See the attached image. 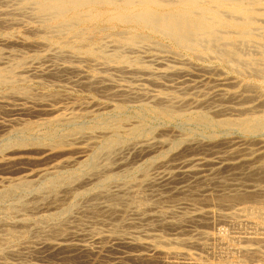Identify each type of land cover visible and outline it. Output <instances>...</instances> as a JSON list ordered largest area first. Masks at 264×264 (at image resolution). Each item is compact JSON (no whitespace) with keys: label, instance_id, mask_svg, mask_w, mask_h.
I'll list each match as a JSON object with an SVG mask.
<instances>
[{"label":"bare ground","instance_id":"1","mask_svg":"<svg viewBox=\"0 0 264 264\" xmlns=\"http://www.w3.org/2000/svg\"><path fill=\"white\" fill-rule=\"evenodd\" d=\"M17 2H18L17 5H18L19 10L22 13L26 12V15L29 12L28 14H29L30 18L35 21V22H33L36 25V28L34 29L35 32L43 35L46 39H50V42H51V38H52L53 40H55V42L60 47H62V49L64 51H66L67 53H69L71 55H79V54L86 55L87 57H91V58L96 59L97 61H99L101 63V65L102 64L107 65L108 67L113 68L116 71H127L128 73L130 72L132 74L133 73L135 74L138 72L139 75H140V72L141 73L143 72V73L149 74V76H150L151 72H154V71H151L150 65L148 63H145L144 61H142V59H140L143 57H140V56H139L140 58L138 56L133 57L132 54H128L127 51L128 50L131 51V50L136 49V48L139 49L143 45L145 46V44L148 43V41L151 37V34H155V35L161 36L162 38H165V39L171 41L176 46L182 47V48L189 50V51H194V53H197V55H199L198 57H200V56L206 57L205 55H211V56L214 55L213 57L219 59V61H223V62L225 61L226 63H228L231 66V69L234 71L241 72V73L246 72L249 75L253 74V75H256L257 77L262 76V78H264V0H17ZM4 5H6V4H4ZM7 5H8V3H7ZM3 11H5V10H3ZM9 11H11V9ZM13 13H15V12H13ZM8 14H10V13H8ZM22 16H23V14H22ZM15 17H16V15H15ZM27 21H28V19H27ZM2 24H4V23L2 21H0V25H2ZM5 25H7V24H5ZM103 25H105V27H103ZM29 26H31V25H29ZM119 26H121L122 29L115 31L116 29L114 30V28H117ZM4 30L5 29H3V31ZM26 31H27V28H26ZM108 31H110V32L107 33ZM27 32L29 33V31H27ZM33 33H34V31H33ZM102 33H104L103 36H105L106 34L110 36V39H111L110 43H112V46L114 47L112 50L107 49V47H109V46H107L108 43L106 42V40L103 39L104 37L101 36ZM98 34H100V36H98ZM1 35L2 34H0V36ZM9 36H11V35L9 34ZM3 37H5V36H3ZM0 38H2V37H0ZM11 39H12V37H11ZM4 42L7 45L8 44L9 45L14 44L12 41H10L8 39L4 40ZM44 42H45V40H44ZM19 43H21V42H19ZM42 43H43V41H42ZM2 44H0V45H2ZM14 45H16V43ZM40 45H42V44L40 43ZM163 45H164V43H163ZM56 48H57V45H56ZM51 49L52 48H50V53H52ZM165 50L167 51V49H165ZM45 52H48V51H45ZM61 52H63V51H61ZM61 52L60 53H57V52L54 53V51H53L54 54H52V57L60 58V60H62L61 58H64V60H66L67 54L64 55V52L63 53H61ZM2 53H3V50H2V48H0V55ZM22 53H23V51H22ZM130 53H132V52H130ZM172 53H174V52H172ZM47 54H46V56H47ZM22 55L19 57H14L15 56V54H14V56L13 55H12V57L10 56L11 58H9L8 61H6V62L5 61L1 62L2 57L0 56V89H7L8 91L10 90L9 91L10 94H7V96H9V95L12 97L17 96V97H19L18 98L19 100L21 98L22 100H26L27 102L29 101V99H32V101H29L30 103L32 102L37 106L38 105L43 106L45 104L44 103L45 100L48 97L46 98L45 96L40 95L41 93L39 95L33 96L32 94H34V93L31 92L33 90L29 91L28 89L21 87V83L27 82L30 78V77L28 78V76H27L28 75L27 71L33 70V68H34V66H33V68L30 67L29 63L31 61L30 62L28 61V59L32 55L29 58L27 56H22ZM46 56L44 55V58H46ZM41 57L43 58V56L36 53L31 58L33 60V59H37V58L40 59ZM168 57L171 58L170 56H168ZM39 59H37V60L39 61ZM201 59H202V57H201ZM52 60H55V59H52ZM55 61H57V60H55ZM171 61L173 62L172 59H171ZM52 62L53 61H51V63ZM70 62H71V59H70ZM184 62H182V63H184ZM185 63H187V61ZM180 64L181 63H179V65ZM165 65H166V63H165ZM59 66H58V69H55L53 71H51V69H50V70H48V72L47 71L46 72L49 73V71H51L50 73L54 75V74H57L60 71V69L64 70V71L71 70V72H72V70L75 71L77 69L72 65H66L65 64L60 68H59ZM169 66L171 67V65H169ZM108 67H106V68H108ZM35 68H37V67H35ZM172 68H173V66H172ZM44 69H48V68H44ZM79 69H78V71H80ZM153 70H155V69H153ZM39 72H41V71H39ZM39 72H38V74H39ZM25 73H27V75ZM60 73H61V71H60ZM110 73H112V72H110ZM124 73L126 74V72H124ZM178 73H180V72H178ZM152 75H153V73H152ZM155 75H157V74H154V77H155ZM39 76L40 75H38V77ZM60 76L62 77V75H60ZM157 76H159V75H157ZM250 76H252V75H250ZM136 77H138V76H136ZM128 78H129V76H128ZM132 78H133V76H132ZM146 78H145V80H147ZM103 79H104L103 77H100V76L96 77L95 76V78L92 79V81L94 84L95 83L102 84V81H104ZM108 79L112 80L110 77ZM153 79H150V80L152 81ZM106 80H107V78H106ZM141 81H143V80H141ZM155 81L158 83V80H155ZM93 83H90V84H93ZM140 84H142V83H140ZM87 86H89V85H87ZM104 86H106V85H104ZM91 87H93V86H91ZM141 87H142V85H141ZM155 87H156V85H155ZM108 88H110V87H108ZM136 88H139V87H136ZM172 89H174V88H172ZM119 90H121V89H119ZM174 90H176V89H174ZM104 91H106V90H104ZM3 92H2L3 95H0V111L5 109V105H6L5 104L6 103L5 98L7 96L4 95ZM125 92L126 91H124V94H125ZM136 92H138V91H136ZM136 92H135V94H136ZM184 92H186V91H184ZM111 93H112V91H111ZM44 94H45V92H44ZM119 94H120V92H119ZM138 94L141 97L143 96L140 93H137V96H138ZM130 95L131 94H129V96ZM116 96H118V95H116ZM133 96H132V98H133ZM146 96H147V94H146ZM109 97H111V96H109ZM125 97L127 98L126 94H125ZM150 97L152 98V96H150ZM169 97H167V98H169ZM14 98H16V97H14ZM137 98H139V97H137ZM153 101H155L156 104L154 103L155 105H152V106H157V107H155L154 110L158 111L159 113L161 112L163 115L168 116L170 118L171 117H177V116L181 115V112H182L181 109L177 108L176 105L171 103V101L168 100L169 103L168 102L166 103V100H162V98L159 96H155ZM175 101L176 100H173V102H175ZM194 101H195V99H194ZM185 103H186V101H185ZM7 104H8V102H7ZM75 104H74V106H76ZM9 105H11V104H9ZM20 105H21L20 107L12 108V110H14V112L17 111V112H25V113L26 112L29 113L33 110L31 108V106L26 105V103H21ZM178 105H180V104H178ZM106 107H109V106H106ZM100 108H102V107H100ZM115 108H116V105H115ZM189 108H190V106H189ZM42 109L44 112L45 111L49 112V110H51L50 113L52 112L51 114H54L53 116H51L50 118L45 120V122L47 124L48 123L49 124H56V123L60 124V123H68V122L75 124V122L78 120V118L82 117V115L80 114L81 112L80 113L74 112L73 109H72L73 112L72 111H70V112H59L60 109H44V108H42ZM151 109H153V108H151ZM204 109H206V108H204ZM94 110L96 111V109H94ZM183 110H184V108H183ZM37 111H35V112H37ZM196 112H198V111H196ZM50 113H48V114H50ZM93 113H94V111H93ZM190 117L198 120L199 122H202V124L203 123L205 124L206 121L208 122V119H209L208 116H206L204 112L202 113V111H200L199 113H196V114H191ZM20 120H22V119H20ZM24 121H26V119ZM16 122H17V124L21 123L17 120H16ZM23 123H25V122H23ZM128 123L129 122H126V120H124V119H118L117 118V119L112 120V121H103L102 120L101 123L96 122V123L85 124V125L76 124L75 128L73 127V129L70 130V132L68 131L67 134L58 136L57 139L52 138V142L49 145V147H46L47 146L46 144H45L46 146H44V144H42L44 142H41L42 140L41 141H38L37 139L34 140V138L32 136V141L28 140V138H26V139L20 138L21 140H19V141L17 140L14 142L10 141L7 144L3 145V147L0 148V151H1V155H0L1 172H2V169H5V170L9 169L12 171V169H14V167H16L19 164L24 163V162L29 163L31 161L34 162V161H38V160H40V161L41 160H50L52 158L54 159L55 157L60 156V157H58L60 159H58L57 161H54L53 163L51 162V160L47 161L48 163L50 162L51 165L44 164L45 166L39 167L37 169H33L30 171H26V172L23 171V172H21L22 174L20 176L18 175L17 177H3V176L0 177V196H1V198L5 197V196L8 197L9 194L19 192V191L26 192V194H27V192L30 193L32 191V193L35 192L34 194H37L36 198L38 201L40 200L39 197L43 196V199L52 202V203H50V205L54 204V206H56L55 210H53V209H52L53 211L48 210L49 212H47V210H45L46 212L42 211L43 213H41L39 216H31V215H29V213H23L22 212L23 215L21 214V216L18 215V217H14L13 214H14V212L18 213V211H20V210H25V211L26 210L35 211L34 209L39 210V208L44 204V203L42 204V202H45L43 199H42L43 201L40 200V202L42 201L41 203H37L35 201L32 204L30 203L31 201L30 202L29 201L28 202H25V201L21 202L20 201L21 203L19 202L20 203L19 205L11 206L8 209H6L7 213L4 216L0 217V228L1 227L5 228V229H2V233L0 234V254H6V253L7 254H11V253L21 254L22 253L21 250H23V249L36 250L37 248H39V250L42 249L44 251H48L52 254H62L63 253V255H64V253H69V252L72 253L73 251L77 252L78 255L79 254L84 255L87 253H92L94 251V249L90 245H88L87 243H82L84 241L74 242V240L76 238H79L80 236H81L80 239H83L82 238V231H80L81 229H83V230H85V233H83L84 236L87 235V236H90L91 238L96 239L97 243H99L101 245V247H99V248L102 250L109 249L111 246V245H109V242H111L112 240L116 241L117 244H123L125 247L127 246V248L132 247L131 250H133V247H137L136 249L138 251L135 253H132V257L134 259H136L137 261H141L142 263H145V264L146 263L151 264L152 262L156 263V262L161 261V259H162V261L163 260L164 261L182 260L183 262L184 261L185 262H194V263L200 264L198 262V260H196V258H193V256H191L188 252L186 253L184 251L180 252V251H176V250L175 251H172V250L169 251V250H166V249L159 247V245L163 246V245H172V244L174 245V244H176V246H177V245H181V244H186V246H189L188 244H190V245L198 246L197 248L200 247L203 250L205 249L206 250L205 252H207V253H209V251H207V249H210V250L214 249V252L216 251L215 246L217 243H215V242L217 240L215 237H217V236H215V237L212 235L210 236L208 234L209 231L207 233L204 231L198 232V234L195 233L197 235V237L195 236V238L192 236L191 237H188V236L185 237V235L182 234V232H183L182 230L186 226L187 223H190V224L192 223L193 225H194V223L196 224L199 222H206V223L209 222L210 223V221H212L214 212L212 210H208L209 208L207 209L208 211H201V210H203L202 208L200 211L196 210V209H194V211H191L193 209L188 210V209L184 208L186 206L185 204H187L188 206L190 205V206L197 207L198 205L208 203L209 206L214 205L217 207L219 205L218 208L222 209V208H220V205L228 207V206H232L233 204H236V203H240V204H244V205L247 203H254L255 205H253V206H247V205L242 206L243 208H241V210H242V212L244 211L245 213H248L250 215L251 219L248 220V223L250 222L255 227L258 226L259 228H262L259 225H260V223H262L261 219L262 218L264 219V186L261 185L260 182L261 181L264 182V163H263V165L261 164L262 166L259 165L258 167H254L252 164H250L248 162L247 159L242 158L244 156H239L238 154H236L238 152H236L233 149H232L233 151H229L228 154L226 153L224 155H215L214 157H206L208 153H206V156H203V154L201 155V150L207 148L206 144H201L202 141L200 143H199V141L195 142V143H185V144L181 143V144H183L182 148L180 146V148H177L175 150H171L169 148H170V145L172 147V144L169 141V139H167V137H164V138L162 137L159 139H148L150 137H148L149 135L147 134V136H146L147 139H145V142L143 141L142 144L137 145V146H133V148H132L133 154L136 155L137 157H144V158L146 156H152L154 154L158 155V156L160 155V157L165 159L164 163L167 164L166 167H168V168L165 169L166 167L164 166V169H163L164 171H161L159 173V170H158L157 173H159V174L156 173L157 175H155L153 173L155 175V176H153L152 173H149L150 171L148 169V167H150L151 163H153V162H151V159H150V161H148L149 164H147L149 166L146 168V169H148L149 172L147 170H145V171L143 170L144 172H142V174L140 176H138V177H140L139 179H136V177H135L136 180H133V182H132V180L130 182H126V181H122V180L120 181L122 174H120L118 171H117L118 173L114 172L116 167L114 166V164L112 162L113 160H112V158H110V156H108V157L112 161H110L109 158H107L108 161L106 160V162H104L103 165H100L101 163L99 162V161H101V162L104 161V160H100L99 156L101 154L103 155V153L108 154L109 152H111L110 150H112V148H114L116 146L117 139H113V138L110 139L109 138L108 140H106L105 143L103 144V146L101 147V149L99 148L98 151L92 153L89 160H87L88 159L87 156H88V153L90 151V146H91L90 144L81 145V143H80L79 146H74V143H71L68 141L70 139V136L71 137L77 136V139L82 140V138H80V137H82L83 133L86 134L88 138H91L93 133L97 130L103 132L101 134H104L107 132L109 133L110 130H113V131L124 130L128 134L140 132L139 131L140 128L138 127V125H129ZM217 123H218V121H217ZM36 124H38V122ZM220 124H222L224 126H229V127L236 125V126L241 127L243 130H245V132H246V130L251 131V132L252 131L258 132L259 130L264 129V117L263 118H261V116H260V118L259 117H250V115H249L246 118H240V119L224 118V119L219 120V125ZM2 125L5 126V124H2ZM25 125H26V128H28V126L30 124L26 123ZM1 126H0V128H1ZM39 127H40V124H39ZM184 127H185V125H184ZM20 128H22V127H20ZM20 128H19V130H21ZM0 130H2V129H0ZM12 130H14V129H12ZM17 130H18V128H17ZM19 130H18V132H19ZM25 130H27V129H25ZM142 130H141V135H142ZM147 131H145V132H147ZM10 132H11V129H10ZM176 132H178V131H176ZM5 133H7V132H5ZM95 134H96V132H95ZM128 134H126V136ZM37 136L40 137L39 135H37ZM131 136H133V135H131ZM172 136H174V135H172ZM54 137H55V135H54ZM96 137L94 138L95 140H96ZM8 138H10V137H8ZM46 138H48V137H46ZM156 138H157V136H156ZM44 139H45V137H44ZM48 139H50V138H48ZM4 141L6 142V140H4ZM89 141H92V139H89ZM118 143H119V141H118ZM130 143H131V140H130ZM0 145H2V144L0 143ZM129 146H130V144H129ZM29 147H36V149L38 148L39 151L41 149L40 153H42V156L39 158H36V157L28 156L27 154H24L26 152H29V151H27V148H29ZM167 147H169V148H167ZM230 147H232V146H230ZM121 148H123V146L120 147V149ZM126 148H125V151H123V153H125L127 151ZM130 149H131V147H130ZM31 150H33V149H31ZM119 150L117 149V151H119ZM131 150H129L130 153H131ZM191 150L197 151V153L193 154V155H188L187 153L190 152ZM210 151H211V149H210ZM36 152H38V150H36ZM35 154H37V153H35ZM263 154H264V152H263ZM84 157H86V158L84 159ZM36 159H38V160H36ZM53 159H52V161H53ZM134 159H135V157H134ZM114 160L117 161V159H114ZM120 161H121L120 162L121 167L122 166L127 167L128 165H130L129 163L132 160L129 156L125 155L124 157L121 158ZM174 161L177 162L176 165H174V163H175ZM42 162H44V161H42ZM74 163L78 164V168L73 169V168L69 167V166H72ZM118 163H119V161H118ZM172 163H173V165H172ZM116 165H118V164H116ZM79 166L81 168H79ZM113 166H114V171H112ZM153 166H155V165H153ZM67 167H69L70 169H67ZM118 168L119 167H117V169ZM128 168L130 169L131 167H128ZM143 168H145V167H143ZM151 170H154V169L151 168ZM141 171H142V169H141ZM121 173H124V172H121ZM11 174H13V173H11ZM112 179L116 180L115 186L112 184V187L114 186L115 188H111L110 187L111 185L107 186V185H109L107 183L110 182V180H112ZM82 184H84V185L86 184L87 186L89 184H92L90 188L85 189L84 191H81V192L78 191L79 192L78 195H82V196L89 195L90 198L87 196V198H89L88 199L89 202H86V204L84 203L83 206L78 208L76 211L77 214L75 213V211H74V213L72 212V209L75 206H77L74 203H72L71 206H69L70 210L68 213H67L66 207L59 208L58 207V205H59L58 201H61L63 198V197L60 198V196H62V194L59 195L60 189L62 187H64L67 190L68 189L71 190V188L73 189L74 186H76V187L80 186L81 187ZM160 185H163L165 187L164 189L167 190L166 192H169V193L168 194H165L166 192L163 194L159 193L158 190H159ZM157 186H158V189H157ZM33 187H35V190ZM80 190H82V189H80ZM32 193H31V195H32ZM76 194H75V196H76ZM22 196H24V195H22ZM22 196H20V198H22ZM7 197L5 199H7ZM14 197H15V195H14ZM31 197H34V196H31ZM63 199H65V198H63ZM32 201H34V200H32ZM64 201H62V202H64ZM175 201L178 204H180V203L184 204L185 206H182L184 209L183 210L180 209L181 211H179V210H177L179 208H176V206L178 207V204H176V203L170 204L169 203V202H175ZM83 202H85V201H83ZM48 204H49V202H48ZM46 205H47V203H46ZM76 208H75V210H76ZM48 209H50V208H48ZM223 209H226V208H223ZM224 212H226V211H224ZM235 213L236 212H233V214H235ZM236 216H238V215H236ZM223 219L225 220V222L226 221L228 222V223L227 222L225 223V224H228V226H229V224L234 225V224L240 223V222H238V220H236L234 218L232 213H224ZM96 222H98V223L100 222V224L102 223V225H105V224L109 225L110 226V235L109 234H107V235L103 234L102 235V233H100L99 228H97L95 226ZM220 222H221V220H220ZM223 222L224 221H222V223ZM209 223H208V226H209ZM31 224L36 225V228H37L36 231L34 228H32V229H34V243H36L37 246L28 244V246H23L24 248H22L20 246V242H22V241L24 242V240H26L28 243H30L29 237H30V234L33 232V230L31 229V231H30L28 228H30ZM7 226H9V227H7ZM109 226H108V229H109ZM234 226L237 227L236 225H234ZM206 227H207V225L205 226V228ZM221 227H222V225H221ZM100 228L102 230V227H100ZM129 228H134V230H133V233L131 232L133 235L130 234V236H132V237L128 240V239H125L126 238L125 234H128L125 232ZM194 228H197V227L195 226ZM200 228H202V227H200ZM223 228H224V226H223ZM167 229L177 231L176 235H178V236H176L175 238H172V239L170 238V240H163V234L162 233H163V231H165ZM257 230H259V229H257ZM104 231H106V230H104ZM128 231H130V230H128ZM143 232L145 234V235H143V237H145V238H142ZM210 233H211V231H210ZM226 234H229V232L228 233L226 232ZM84 238H86V237H84ZM231 238L235 239L236 241L238 240L239 242H241L243 244L241 247H239L237 249V251L240 254L242 253L246 256L252 255L253 257L257 256L258 257L257 259H260L259 263L264 264V249H263L264 248V237H262V236L260 237V236L255 235V234H253V235L247 234V231H246V233L241 232L238 235L232 234ZM32 239L33 238L31 237V240ZM227 239H229V238H227ZM77 240H79V239H77ZM22 245H23V243H22ZM112 246H113V244H112ZM120 247L124 248L123 246H120ZM189 247H191V246H189ZM97 248H98V246H97ZM127 248H125V249H127ZM192 248H193V246H192ZM136 249H134L133 251H135ZM193 249H195V248H193ZM42 250H41V252H43ZM122 250H120V251H122ZM220 250H221V247H220ZM124 251L122 253H124ZM100 253H102V252H100ZM199 254L200 253H198L197 255H199ZM209 254H211V253H209ZM68 256H70V255H68ZM88 256H89V254H88ZM4 257H6V256H4ZM201 258H199V259H201ZM224 258H225V256H224ZM129 259H130V257H129ZM204 259L207 260L208 257L207 258L205 257ZM250 260L252 261V259H250ZM107 261L108 260H106V264H107ZM108 262H109L108 264H112V263H110V261H108ZM253 262H256V261L253 260ZM120 263H123V262H120ZM165 263H167V262H165ZM231 263H233V262H231ZM244 263L245 262L243 261V263H241V264H244ZM100 264H102V263H100ZM188 264H191V263H188Z\"/></svg>","mask_w":264,"mask_h":264},{"label":"rangeland","instance_id":"2","mask_svg":"<svg viewBox=\"0 0 264 264\" xmlns=\"http://www.w3.org/2000/svg\"><path fill=\"white\" fill-rule=\"evenodd\" d=\"M3 3L6 5H4ZM7 3H8V5H7ZM17 4H18L17 0H0V18L2 17L1 18L2 20L0 19V21H2L4 23V24L0 25V34H2L0 36V37H2V38H0L1 39L0 44L3 43L2 45H0V48H2V50H3V53L0 55L2 57L1 62L8 61V59L11 58L12 55L14 56V54H15L14 57H19L24 53L22 56H27L29 58L31 55L34 56L37 53V54H40L41 56H43V58H44V55L46 56V54L48 53L46 58H44V59L42 57L40 59L37 58V59H39V61L37 59L32 60V58H31L32 56L28 59L29 62L31 61L29 63L30 67L33 68V66H34V68H33V70L27 71L28 75H27V73H25L28 76V78L30 77L29 78L30 81L28 80L27 82L21 83V87L26 88L29 91L33 90V91H31L32 93H34V94L31 93L33 96L39 95L41 93L40 95H43L46 98L47 97L48 98L45 100V102H44L45 104L43 106L41 105L42 106L41 107L39 105L38 106L35 105L32 102L30 103L29 101H32V99H29V101L27 102L26 100H22L21 98L19 100L18 99L19 97H17V96H14L17 99L10 96V95H9L10 96L9 97V96H7V94H10L9 93L10 90L8 91L7 89H0V95H3L2 92L4 91L3 92L4 95L7 96L5 98V100H6L5 109H3L4 111L3 110L0 111V126L2 124H5V126L2 125L3 127L1 126V128H0V129H2V130H0L1 131L0 132V143L2 144V145H0V148L3 147V145L7 144L10 141L11 142H14L17 140L19 141V140H21L20 138H22V139L28 138V140L32 141V136H33L34 140H36V139L38 141L42 140L41 142H44L42 144H44V146L47 145L46 147H49V145L52 142V138L57 139L58 136L67 134L68 131L70 132V130L73 129V127L75 128L76 124L85 125V124H92V123H96V122L101 123L102 120L103 121H112V120H115L118 118V119L126 120V122H129L128 123L129 125H138V127L140 128V130H139L140 132L128 134L124 130H122L123 132L110 130L109 133L108 132L104 133L105 134L104 135V134H101L103 132L97 130V131H95L96 134L94 132L93 135L91 136V138H88L87 135L83 133L84 136L82 135V137H80V138H82V140L77 139V136L76 137L70 136V139L68 141L71 143H74V146H79L80 143H81V145L90 144L92 147L90 146V151H89L88 156H87L88 157L87 160H89L92 153L98 151L99 148L101 149V147L103 146V144L105 143L106 140H108L109 138L110 139H112V138L117 139L116 146L114 148H112V150H110L111 152H109L108 154L103 153V155L101 154L99 156L100 160H104L102 162L101 161H99V162L101 163L100 165H103V163L106 162L107 158H109L108 156H110V158H112L113 161L110 158H109V160L112 161L114 166L116 167L115 171H114V166H113L112 171H114V172L118 171L120 174H122L120 181L122 180V181L130 182L132 180V182H133V180L139 179L140 177H138V176H140L142 174V172H144L145 170L148 171V169L150 171V172L148 171L149 173H152V174L154 173L155 175H157L161 171H164L163 170L164 166L165 167L167 166V164L164 163L165 159L160 157V155L158 156V155L154 154L152 156H146L144 158V157H137L136 155L133 154V149H132L133 146L140 145L143 143V141L145 142V139H147V137H146L147 134L149 135L148 137H150L148 139H159L162 137L163 138L167 137V139H169V141L172 144V147L170 145V148L169 147H167V148H169L171 150H175L177 148H180V146L182 148L183 144H185V143H195L198 141L200 143L202 141L201 144L207 145L206 149L201 150V155L203 154V156H206V153H208L206 157H214L215 155H224L226 153L228 154L229 151L235 150L236 152H238L236 154H238L239 156H244L242 158L247 159L248 162L250 164H252L254 167H258L259 165L260 166L263 165V163H264V154H263V152H264V129L259 130L258 132H254V131L251 132V131H247V130L245 132V130H243L241 127L236 126V125L231 126V127L224 126L222 124L219 125V120L224 119V118L240 119V118H246L249 115H250V117H259V118H260V116H261V118L264 117V104H263L264 103V81H263L264 78H262V76L257 77L256 75H253V74H250V75H252V76H250L246 72L241 73V72L234 71L231 69V66L228 63H226L225 61L224 62L219 61V59L213 57L214 55L213 56L205 55L206 57H204V56L198 57L199 55H197V53H194V51H189V50H186L182 47L176 46L171 41H169L165 38H162L161 36L155 35V34H151V37H150L151 40L149 39L148 43L145 44V46L143 45L142 47H140L139 48L140 50L138 48H136V49H133L131 51L130 50L127 51V53L132 54L133 57H137V56L143 57V58H140V57L139 58L142 59V61H144L145 63H148L150 65L151 71H154V72H151L150 76H149V74L143 73V72L142 73L140 72V75H139L138 72L135 74L134 73L132 74L130 72L128 73L127 71H116L113 68L108 67L107 65H104V64L101 65V63L99 61H97L94 58L87 57L86 55H82V54L71 55V54L67 53L66 51H64L62 49V47H60L55 42V40H53L52 38H51V42H50V39H46L43 35L35 32L34 29L36 28V25H35V23H33L35 21L30 18L29 14H28L29 12L27 13V15H26V12L22 13L19 10ZM10 9H11V11H9ZM3 10H5V11H3ZM12 11L15 13H13ZM8 13H10V14H8ZM22 14H23V16H22ZM15 15H16V17H15ZM27 19L30 23L27 21ZM5 24H7V25H5ZM29 25H31V26H29ZM103 27H105V25H103ZM119 27L114 28V30L115 29H116L115 31L121 30L122 27L121 26H119ZM26 28L30 34L26 31ZM3 29H5V30L3 31ZM33 31H34V33H33ZM109 32L110 31H108L107 33H109ZM9 34L11 36H9ZM103 35H104V33L101 34V36H103ZM3 36H5V37H3ZM98 36H100V34H98ZM11 37H12V39H11ZM103 37H104L103 39H105L106 42L108 43L107 46H109V47H107V49L112 50L114 47L112 46V43H110L111 42L110 36L106 34ZM5 38L12 41L14 44L16 43V45H14V44H11V45L8 44L7 45L4 42V40H6ZM44 40H45V42H44ZM42 41H43V43H42ZM19 42H21V43H19ZM40 43L42 45H40ZM163 43H164V45H163ZM55 44L57 45V48H56ZM50 48H52L51 49L52 53H50ZM165 49H167V51ZM21 50L23 51V53ZM170 50L174 53H172ZM45 51H48V52H45ZM53 51H54V53H56V52L60 53L61 51H63L64 55L67 54L66 55L67 59L65 58L66 60H64V58H61L62 60H60V58L52 57V54H54ZM63 52H61V53H63ZM130 52H132V53H130ZM168 56H170L171 58H169ZM201 57H202V59H201ZM52 59H55L57 61L52 60ZM70 59H71V62H70ZM171 59L173 60V62L171 61ZM51 61H53V62L51 63ZM184 61L185 62L187 61V63H185ZM182 62H184L185 64ZM165 63H166V65H165ZM179 63H181V64L179 65ZM65 64L66 65H72L77 69L75 71L72 70V72H71V70L64 71V70L60 69L61 73L59 71L57 74H54V75L50 73L51 71L58 69L59 65H60L59 66V68H60ZM169 65H171V67ZM105 66L108 67L109 69L106 68ZM172 66H173V68H172ZM35 67H37V68H35ZM44 68H48V69H44ZM50 69H51V71H49V73H50L49 74L47 72ZM78 69L80 71H78ZM153 69H155V70H153ZM39 71H41V72H39ZM38 72H39V74H38ZM110 72H112V73H110ZM124 72H126V74ZM178 72H180V73H178ZM152 73H153V75H152ZM37 74L40 76L38 77ZM154 74H157L159 76L155 75V77H154ZM60 75H62V77ZM127 75L129 76V78ZM95 76L96 77L100 76V77L104 78L103 79L104 81H102V84H98V83L94 84L93 83L92 79H94ZM132 76H133V78H132ZM136 76H138V77H136ZM105 77L107 78V80ZM109 77L112 80L108 79ZM152 77L155 80H158V83ZM145 78L147 80H145ZM140 79L143 81H141ZM150 79H153L152 80L153 82ZM90 83H93V84H90ZM140 83H142V84H140ZM87 85H89V86H87ZM104 85H106V86H104ZM141 85H142V87H141ZM155 85H156V87H155ZM91 86H93V87H91ZM108 87H110L111 89ZM136 87H139V88H136ZM172 88H174L176 90H174ZM119 89H121V90H119ZM104 90H106V91H104ZM183 90L186 92H184ZM111 91H112V93H111ZM124 91H126L125 94L127 95V98L125 97ZM136 91H138V92H136ZM44 92H45V94H44ZM119 92H120V94H119ZM135 92H136V94H135ZM137 93H140L143 96L141 97V96H139V94L137 96ZM129 94H131V95L129 96ZM146 94H147V96H146ZM116 95H118V96H116ZM109 96H111V97H109ZM132 96H133V98H132ZM150 96H152V98ZM153 96L154 97L155 96L161 97L162 100H166V103L168 102V100L171 101V103L176 105L177 108L181 109V111H182L181 115L182 116L180 115L177 117H171L170 118L168 116L163 115L161 112L159 113L158 111L154 110L155 107H157V106H152V105L156 104V102L153 101L154 100ZM169 96L171 98L174 96L175 98L173 97L171 99ZM137 97H139V98H137ZM167 97H169V98H167ZM194 99H195V101H194ZM173 100H176V101L173 102ZM185 101H186V103H185ZM7 102H8V104H7ZM21 103H26V105L31 106V108L33 110L29 113L28 112H26V113L25 112H17V111L14 112V110H12V108L20 107ZM73 103L74 104L76 103L75 104L76 106H74ZM9 104H11L12 106ZM178 104H180V105H178ZM115 105H116L117 109L115 108ZM188 105L190 106V108ZM106 106H109L110 108L106 107ZM100 107H102V108H100ZM203 107L206 108L207 110L204 109ZM42 108H44V109H60L59 112H70L73 109L74 112H77V113L81 112L80 114L82 115V117H80L81 119L78 118V120L75 122V124L69 123V122L68 123H60V124L59 123H56V124H49L48 123L47 124L45 122V120L50 118L54 114H51L52 112L50 113L51 110H49V112L48 111L44 112ZM151 108H153V109H151ZM183 108H184V110H183ZM94 109H96V111ZM35 111H37V112H35ZM93 111H94V113H93ZM196 111H198V112H196ZM200 111H202V113L204 112L205 115L208 116V118H209L208 122L206 121L205 124L204 123L202 124V122H199L198 120L190 117L191 114H196V113H199ZM48 113H50V114H48ZM20 119H22V120H20ZM25 119H26V121H24ZM16 120L21 122V123L18 122L19 124H17ZM217 121H218V123H217ZM23 122H25V123H23ZM37 122H38V124H36ZM26 123L30 124L29 126L27 125L28 128H26V125H25ZM39 124H40V127H39ZM184 125H185V127H184ZM20 127H22L23 129ZM17 128H18V130H19V128L21 130H19V132H18ZM10 129H11V132H10ZM12 129H14V130H12ZM25 129H27V130H25ZM141 130H142V135H141ZM144 130L145 131L148 130V131L145 132ZM176 131H178V132H176ZM5 132H7V133H5ZM126 134H128L129 136L128 135L126 136ZM37 135H39L40 137H38ZM54 135H55V137H54ZM131 135H133V136H131ZM172 135H174V136H172ZM156 136H157V138H156ZM8 137H10V138H8ZM44 137H45V139H44ZM46 137H48L50 139H48ZM95 137H96L97 141L94 139ZM89 139H92V141H89ZM4 140H6V142ZM130 140H131V143H130ZM118 141H119V143H118ZM181 143H183V144H181ZM129 144H130V146H129ZM122 146H123V148L120 149V147H122ZM230 146H232V147H230ZM130 147L132 150L130 149ZM125 148L127 151L125 153H123V151H125ZM31 149H33V150H31ZM117 149L118 150L120 149V150L117 151ZM210 149H211V151H210ZM36 150H38V152H36ZM129 150H131V153ZM27 151H29V152H26L24 154H27L28 156H32V157H36V158H39L42 156V153H40L41 149L39 151V149L38 148L36 149V147H29V148H27ZM34 152L37 153L38 155L35 154ZM196 153H197V151L191 150L187 154L193 155ZM124 154L131 158L132 161H130V163H129L131 166L128 165L127 167H125V166L121 167V165H120L121 161L120 160L122 157L125 156ZM0 155H1V151H0ZM58 157H60V156H57L54 159L52 158L53 161H52V159H50L51 162L53 163L54 161H57L58 159H60ZM134 157H135V159H134ZM85 158L86 157H84V159ZM114 159H117V161ZM150 159H151V162H153V163H151L150 167H148L149 165H147V164H149L148 161H150ZM36 160H38V159H36ZM50 160H41V161L38 160V161H34V162L31 161L29 163L24 162V163L19 164L16 167H14V169H12V171L9 169L8 170L2 169V172H1V169H0V177H2V176L3 177H17L18 175L20 176L22 174L21 172H23V171L26 172V171H30L33 169H37L39 167L45 166L44 164L51 165L50 162L49 163L47 162ZM42 161H44V162H42ZM118 161H119V163H118ZM176 161H174L175 162L174 165L177 164ZM74 164L72 166H69V167L73 168V169L78 168V164L77 163L75 165ZM116 164H118V165H116ZM153 165H155V166H153ZM172 165H173V163H172ZM69 167H67V169H70ZM117 167H119V168L117 169ZM128 167H131V168L129 169ZM143 167H145V168H143ZM147 167H148V169H146ZM79 168H81V167L79 166ZM151 168H153L154 170H151ZM167 168L168 167H166L165 169H167ZM141 169H142V171H141ZM158 170H159V173H157ZM121 172H124V173H121ZM11 173H13V174H11ZM154 174H153V176H155ZM135 177H136V179H135ZM263 183L264 182H262V181L260 182V184L264 186ZM107 184H109V185H107ZM107 184H106L107 186L111 185L110 186L111 188H115L114 186L116 184V180L112 179ZM112 184L114 185L113 187H112ZM89 185L87 186L86 184L85 185L82 184L81 187L80 186H77V187L74 186L73 189L71 188V190H69V189L67 190L64 187H62L61 189L59 188L60 189L59 195L62 194V196H60V198L63 197L65 199L62 198L61 201H58L59 202L58 207L59 208L66 207L67 213H68L70 210L69 206H71V204L74 203L77 206H75L72 209V212L74 213V211H75V213H76L78 208L83 206L84 203L86 204V202H89V200H88L90 198L89 195H86V196L78 195L79 192L90 188L92 184H89ZM33 188L35 190V187H33ZM164 188L165 187L163 185H160L159 190H158L159 193H162V194L165 193L167 190ZM80 189H82V190H80ZM157 189H158V186H157ZM31 193H32V191L30 193L27 192V194H28L27 195L26 192L19 191V192L9 194L8 197L7 196L2 197L3 199L0 196V202H1L0 203V217L4 216L7 213L6 209H8L11 206L19 205L22 201L23 202L24 201L25 202L31 201L30 202L31 204L34 203L35 201L37 203H41L44 200L45 202H42V204L43 203L44 204L39 208L40 211L38 209H34L35 211H33V210L32 211L31 210L30 211L29 210H26V211L20 210V211H18V213L14 212V214H13L14 217H18V215L21 216V214L23 215V213H29V215H31V216H39L45 210H47V212H49L48 210H50V211L55 210L56 206H54V204L50 205V203H52L51 201L45 200V199H43V196L42 197L40 196L39 199L40 200L43 199L40 202V200L38 201L36 198L37 194H34L35 193L34 192L31 195ZM168 193L169 192H166L165 194H168ZM75 194H76V196H75ZM14 195H15V197H14ZM22 195H24V196H22ZM20 196H22V198H20ZM31 196H34V197H31ZM87 196L89 198H87ZM6 197H7V199H5ZM32 200H34V201H32ZM62 201H64V202H62ZM83 201H85V202H83ZM48 202H49V204H48ZM46 203H47V205H46ZM169 203L175 204L176 201L175 202H169ZM176 204H178V203H176ZM185 205L180 203V204H178V207L176 206V208H179V209H177L179 211L183 210L184 208L188 209V210L193 209L191 211H194V209L200 211L202 208L203 210H201V211L212 210L214 212L212 221H210V223L209 222H207V223L206 222H199L196 224L194 223V225L192 223L191 224L187 223L186 226L182 230L183 231L182 234L185 235V237H187V236L191 237L192 236L195 238V236L197 237L196 234H198V232L204 231L207 233L209 231L208 234L210 236L211 235L214 237L217 236V237H215L217 240L215 242V243H217L215 246L216 251L214 252V249H212L213 251L210 249H207V251H209V253H211V254H209V253L205 252L206 251L205 249L203 250L200 247L197 248L198 246L190 245V244H188V245L191 247L186 246V244H181V245H177V246H176V244H174V245L172 244V245H163V246L159 245L160 248H163V249H166L169 251H171V250L175 251L176 250V251H180V252L181 251L182 252L184 251L186 253L188 252L191 256H193V258H196V260H198V262L200 264H203V263L204 264H241V263H243V261L245 262L244 264H261V263H259L260 259H257L258 258L257 256L253 257L252 255L246 256L242 253L240 254L237 251V249L239 247H241L243 244L241 242H239L238 240L236 241L235 239L231 238L232 234L238 235L241 232L246 233V231H247V234H252V235L255 234V235H258L260 237L261 236L264 237V228H263L264 227V219L263 218L261 219L262 223H260V225H259L262 228H259L258 226L255 227L252 223H250V222L248 223V220L251 219L250 215L248 213H245L244 211L242 212V210H241V208H243L242 206H246V205L247 206H253V205H255L254 203H247L245 205L240 204V203H236V204L232 205L233 207L232 206L227 207V206L220 205V208H222V209L218 208L219 205L217 207L214 205L209 206L208 203L198 205L199 207L198 206L194 207V206H190V205H189L190 206L189 207L187 204H185ZM46 206L47 207L49 206L48 208H50V209H48ZM182 206H185V207L183 208ZM75 208H76V210H75ZM223 208H226V209H223ZM224 211H226V212H224ZM232 211L236 212V213L233 214ZM224 213H232L234 218L236 220H238V222H240L238 224H234L237 227H235L234 225L229 224V226H228V224H225L227 221L225 222V220L223 219ZM236 215H238V216H236ZM220 220H221V222H220ZM222 221H224V222L222 223ZM97 223L98 222H96V224ZM208 223H209V226H208ZM96 224H95V226L97 228H99L100 233H102V235L103 234H105V235L109 234L110 235V226L109 225H106V224L102 225V223L100 224V222L97 225ZM206 225H207V227H206L207 229L205 228ZM221 225H222V227H221ZM108 226H109V229H108ZM195 226L198 229L194 228ZM223 226H224V228H223ZM7 227H9V226H7ZM100 227H102V230ZM200 227H202V228H200ZM32 228H34L35 231L37 229L36 225L31 224L30 228H28V229L31 231ZM256 228L259 230H257ZM0 229H1L0 230V234H1L2 229H5V228L1 227ZM34 229H32L33 230L32 233L30 232L31 233L30 237H29L30 243H28L26 240H24V242L26 241L25 243L23 241L20 242V246L22 248H24L23 246H28V244L37 246L36 243H34ZM104 230H106V231H104ZM128 230H130V231H128ZM133 230H134V228H129L126 230L125 233H128V234H125V237H126L125 239L129 240L132 237V236H130V234L133 235L132 234ZM80 231H82V238L84 240L80 239L81 238V236H80L79 238H76L75 240L73 239L74 242L84 241L82 243H87L88 245H90L94 249V251L92 253H87L84 255L83 254L78 255L77 252L73 251L72 253L71 252L64 253V255H63V253L62 254H52V253H50L48 251H44L42 249L41 250L43 252H41V250H39V248H37L36 250L23 249V250H21L22 251L21 254H15V253L0 254V264H100V263L106 264V260L110 261V263H112V264H114V263L115 264H145V263H142L141 261H137L136 259H134L132 257V253H135L138 251L136 249L137 247H133V250L136 249L135 251H133V250H131L132 247L127 248V246L125 247L123 244H117L116 241L112 240L111 242H109V245H111L110 248L106 249V250H102L99 248V247H101V245L99 243H97L96 239L91 238L90 236H87V235L84 236L83 233H85V230L81 229ZM172 231L173 230H169V229L163 231V233H162L163 234V240H170V238L172 239V238H175L176 236H178V235H176L177 231H173V232ZM210 231H211V233H210ZM226 232L227 233L229 232L230 235L226 234ZM143 235H145L144 232L142 234V238H145V237H143ZM31 237L33 238L32 240H31ZM84 237H86L87 239ZM227 238H229V239H227ZM77 239H79L80 241ZM22 243H23V245H22ZM112 244H113V246H112ZM97 246H98V248H97ZM120 246H123L124 248H121ZM192 246L195 249H193ZM220 247H221L222 251L220 250ZM125 248H127V249H125ZM119 249L120 250L123 249V250L120 251ZM123 251H124V253H122ZM100 252H102V253H100ZM198 253H200V254L197 255ZM88 254H89V256H88ZM68 255H70V256H68ZM4 256H6V257H4ZM128 256L130 257V259ZM202 256L204 258L208 257V259L205 260ZM224 256H225V258H224ZM199 258H201V259H199ZM250 259H252V261ZM253 260H255L256 262H253ZM108 261H107V264L109 263ZM161 261H162V259H161ZM161 261L156 262V263L152 262L151 264H162V263L164 264L165 262H167L165 264H188V263L197 264L194 262H185V261L183 262L182 260H178V261L177 260H175V261H173V260L164 261L163 260L164 262L163 261L161 262ZM120 262H123V263H120ZM231 262H233V263H231ZM146 264H150V263H146Z\"/></svg>","mask_w":264,"mask_h":264}]
</instances>
